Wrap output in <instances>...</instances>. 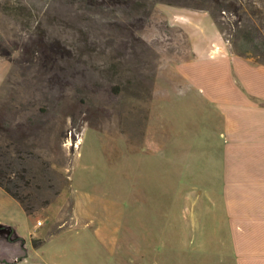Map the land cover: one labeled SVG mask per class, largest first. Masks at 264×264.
Returning <instances> with one entry per match:
<instances>
[{
    "label": "rangeland",
    "instance_id": "obj_1",
    "mask_svg": "<svg viewBox=\"0 0 264 264\" xmlns=\"http://www.w3.org/2000/svg\"><path fill=\"white\" fill-rule=\"evenodd\" d=\"M232 1L238 13L214 0H0V142L48 160L61 188L33 216L0 187V218L18 235L0 232V264H154L150 235L153 251L167 245L158 264L192 259L201 229L183 224L173 157L196 140L212 155L221 117L181 95L176 77L189 59V28L209 31L212 22L233 53L238 42L264 63V0H223ZM161 122L170 141L159 138ZM147 136L170 144V157ZM204 159L188 175L212 183ZM216 219L205 237L221 252Z\"/></svg>",
    "mask_w": 264,
    "mask_h": 264
},
{
    "label": "crops",
    "instance_id": "obj_2",
    "mask_svg": "<svg viewBox=\"0 0 264 264\" xmlns=\"http://www.w3.org/2000/svg\"><path fill=\"white\" fill-rule=\"evenodd\" d=\"M210 25L209 31L189 28V59L180 66L181 74L176 77V82L184 86L181 95L188 90L193 97L191 103L196 104L197 98H201L205 101L199 104H210L221 117L216 131H211L212 155L207 158L196 140L195 146L188 142L189 152L183 156H179V152L173 157L178 163L177 173L183 185L182 201L186 204L182 211L183 224L189 225L191 218L194 234L201 229L200 249L192 252L188 262L182 257L179 261L181 264H264V63L233 53L214 22ZM210 34L211 44L208 43L212 39H209ZM180 78L187 87L178 82ZM186 115L188 112L184 119L177 121L180 142L183 139L181 127L192 121L189 117L186 119ZM166 128L161 122V141H170L164 140ZM149 137L146 141L155 144L164 158H169L170 144L149 140ZM202 158H205V164H210L209 180L215 177L216 170L217 179L212 183H206L199 174H192V182L188 175L192 162L198 164ZM181 191L179 189V193ZM147 205L149 203L141 200L140 206ZM212 218L219 219H216L218 225L223 223L225 251L209 249L205 236L211 232L207 226L212 227ZM0 224L13 227L2 218ZM148 239L154 253L151 262L158 264L155 253L163 251L167 242L161 241L160 245L165 243L166 246L153 251L152 235L145 236L146 243ZM182 245L184 243L181 248Z\"/></svg>",
    "mask_w": 264,
    "mask_h": 264
},
{
    "label": "trees",
    "instance_id": "obj_3",
    "mask_svg": "<svg viewBox=\"0 0 264 264\" xmlns=\"http://www.w3.org/2000/svg\"><path fill=\"white\" fill-rule=\"evenodd\" d=\"M214 1L222 10L231 8L238 13L240 9L234 1L228 5L223 0ZM234 52L249 57V50L238 42L234 43ZM52 173L51 164L41 155L0 142V187L16 199L27 214L34 216L59 195L61 188L55 184ZM13 231L11 226L0 224V232H6L10 240L16 241L18 237L13 236Z\"/></svg>",
    "mask_w": 264,
    "mask_h": 264
},
{
    "label": "built area",
    "instance_id": "obj_4",
    "mask_svg": "<svg viewBox=\"0 0 264 264\" xmlns=\"http://www.w3.org/2000/svg\"><path fill=\"white\" fill-rule=\"evenodd\" d=\"M40 224H41V221L38 222V225H40Z\"/></svg>",
    "mask_w": 264,
    "mask_h": 264
}]
</instances>
